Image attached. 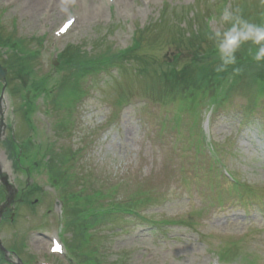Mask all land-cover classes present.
Segmentation results:
<instances>
[{
	"label": "rangeland",
	"instance_id": "1",
	"mask_svg": "<svg viewBox=\"0 0 264 264\" xmlns=\"http://www.w3.org/2000/svg\"><path fill=\"white\" fill-rule=\"evenodd\" d=\"M207 0H119L117 5L100 13L89 11L81 22L76 25L66 38H57L56 32L61 23L66 19L67 13L73 5L67 9L60 3L56 8L49 10V5L43 3L34 7L25 0H0V13L2 16V35L6 38L13 35V38L26 40L29 49H41L37 60L36 71L40 74L55 73L51 61L55 54L62 52L68 45L82 47L87 52H94L97 49L105 48L111 42L117 48H123L130 42L133 30L138 26H145L150 21H156L160 16V10L164 3H169L175 14L181 20H186L193 13L206 10ZM219 1V0H218ZM217 1V2H218ZM247 1L252 5L257 0H238L240 5ZM216 2V3H217ZM97 3V2H96ZM264 2L262 0L256 6L249 8V14L256 22L262 13ZM213 13L220 12V6L211 3ZM153 6V9H149ZM230 9V5L227 7ZM211 12V8L206 15ZM264 17V14L262 15ZM219 18L211 21V27L216 30L223 29ZM32 38H43V44L31 43ZM165 45L154 44L148 47L146 53L154 60L156 53H161ZM167 50V49H166ZM4 52V50H0ZM5 57V56H4ZM153 63V62H151ZM121 67V66H120ZM42 75V76H43ZM65 77L69 75L64 71ZM90 78V77H88ZM74 79V78H72ZM71 79V80H72ZM89 80V79H87ZM89 96L81 102L76 116L72 119L70 133L61 136L56 133L54 151L59 148L70 150L72 147H81L90 142L88 156L79 155V172L85 168L86 172L95 175L98 173L103 177L100 179L110 183V179H118L126 176L131 178H148L153 182H161V192L153 195L152 199L142 206L141 217L136 215L127 216L120 212L121 220H112L98 235L101 245L95 244L99 250L98 257L103 264H212L217 260V250L235 242L240 253L251 256L256 264H264V198L255 195L244 196L242 192L230 190L226 182V189L223 186L228 202L224 206H209V198L214 197L220 200L222 189L214 184H208V168L199 169L201 163L194 164L196 175L190 170L189 157L183 156V162L176 157L170 161L175 174L169 175L165 171L163 177L157 175V169L162 164L166 149L155 147L154 135L151 132V117L144 113L147 104L144 100H134L130 107L123 110L121 117L116 119L112 115L118 98L123 93L138 96L143 87L140 85L135 73L128 67L120 71V76L115 73L104 72L96 80H89ZM253 91H242L236 96L235 103H244L246 98L241 94H252ZM13 102V98L11 97ZM40 102L42 99L39 100ZM14 103V102H13ZM15 104V103H14ZM264 116V103L261 106ZM156 112H162L159 107ZM173 110L166 109L171 115ZM56 113V112H55ZM110 113V115H109ZM51 119L44 112V107H39L33 115L35 124L39 131H44L45 121L53 125L56 116L52 111ZM20 119V115L18 116ZM235 124L233 115L223 112L220 118L214 122V144L217 158L228 167L242 182L249 183L255 189L264 187V136L256 132L246 131ZM25 128V125L21 126ZM20 132V129H19ZM25 135V133H21ZM47 139L52 140L54 132L50 133ZM98 137L101 141L98 144L94 139ZM63 139V140H61ZM0 165L8 169L11 179L15 182H22L23 176L13 169V164L7 156V152L0 148ZM39 179L44 176L39 175ZM202 181L206 184H198ZM132 183V181H129ZM128 182V183H129ZM67 191H78L82 186L75 180H71ZM88 184H92L89 182ZM206 188V191L203 190ZM260 199V200H259ZM72 217V215H71ZM76 220V217L74 216ZM39 219L27 221L17 220L15 226L10 230L17 236L30 232L28 223H36ZM54 227L49 233L55 235L61 228L53 223ZM59 228H57V227ZM50 228V226H49ZM94 230V228L92 229ZM47 232L48 231H44ZM19 233V234H18ZM70 230L65 235L68 239L71 236ZM30 238L33 246L31 251L37 252V258L44 260L38 264H70L69 259L52 257L49 252L50 243L46 245L47 251L35 247L38 239ZM81 237H78V240ZM70 240H72L70 238ZM72 245H76L72 242ZM50 258H47V257ZM70 257V253L68 258ZM119 260L117 263L115 261ZM244 262L243 259L236 260L235 264ZM77 264H80L77 263ZM81 264H86L81 262Z\"/></svg>",
	"mask_w": 264,
	"mask_h": 264
},
{
	"label": "clouds",
	"instance_id": "2",
	"mask_svg": "<svg viewBox=\"0 0 264 264\" xmlns=\"http://www.w3.org/2000/svg\"><path fill=\"white\" fill-rule=\"evenodd\" d=\"M218 22L227 27L223 30L210 29L209 38L216 41L215 49L219 59L215 71L224 72L230 66H235L238 60L237 53L243 45L249 43L255 45L252 60L264 63V25L245 19L239 8L235 10L225 8ZM233 71L238 73L239 69L233 67Z\"/></svg>",
	"mask_w": 264,
	"mask_h": 264
},
{
	"label": "bare ground",
	"instance_id": "3",
	"mask_svg": "<svg viewBox=\"0 0 264 264\" xmlns=\"http://www.w3.org/2000/svg\"><path fill=\"white\" fill-rule=\"evenodd\" d=\"M78 2V1H80L81 2V4L83 5L84 4V2H86L87 4H85V5H88V4H91V5H94V3H95V1L94 0H28V2H29V4L30 5H32V6H34V7H37V6H40L41 7V5L44 3V2H46L47 4L48 3H51V4H53V2L54 3H61L62 4V6H66V4L68 5V4H71L72 2ZM80 9H78L77 11H76V14H77V16L78 17H80Z\"/></svg>",
	"mask_w": 264,
	"mask_h": 264
}]
</instances>
